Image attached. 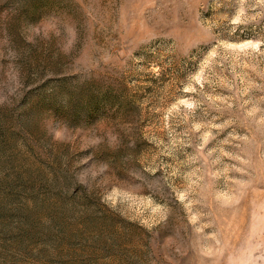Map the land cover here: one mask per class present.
<instances>
[{"label":"rangeland","instance_id":"1","mask_svg":"<svg viewBox=\"0 0 264 264\" xmlns=\"http://www.w3.org/2000/svg\"><path fill=\"white\" fill-rule=\"evenodd\" d=\"M0 264H264V0H0Z\"/></svg>","mask_w":264,"mask_h":264}]
</instances>
